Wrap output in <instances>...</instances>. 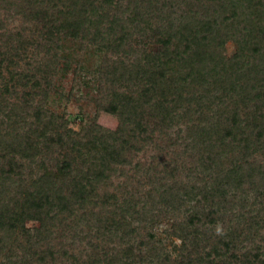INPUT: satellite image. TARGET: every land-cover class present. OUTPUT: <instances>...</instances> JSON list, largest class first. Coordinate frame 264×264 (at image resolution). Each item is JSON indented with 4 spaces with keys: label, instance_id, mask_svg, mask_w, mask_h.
<instances>
[{
    "label": "trees",
    "instance_id": "1",
    "mask_svg": "<svg viewBox=\"0 0 264 264\" xmlns=\"http://www.w3.org/2000/svg\"><path fill=\"white\" fill-rule=\"evenodd\" d=\"M150 24L159 45L137 50L130 36ZM63 37L113 56L97 94L99 108L120 112L115 130L76 132L48 109L68 59ZM229 41L237 50L227 58ZM180 124L198 147L179 152ZM173 127L165 142L177 154L140 175L132 155ZM185 156L189 183L179 180ZM122 169L138 189L159 191L171 215L136 217L128 188L110 189ZM94 209L98 237L113 234L106 243L123 248L90 245L88 264H264L255 242L264 223V0H0V264H53L40 244L57 223ZM158 229L180 241L175 255L154 241Z\"/></svg>",
    "mask_w": 264,
    "mask_h": 264
},
{
    "label": "rangeland",
    "instance_id": "2",
    "mask_svg": "<svg viewBox=\"0 0 264 264\" xmlns=\"http://www.w3.org/2000/svg\"><path fill=\"white\" fill-rule=\"evenodd\" d=\"M17 24L18 22L15 23V25ZM153 25L146 26L147 29L142 36H137V34H134L132 37L130 36V40L137 50L154 52V49L158 47L157 30ZM236 50L237 45L234 42L229 41L224 46V54L227 58H230ZM60 53L68 59H60L59 61L60 65L54 79V91L50 94L47 102L48 109L53 113L64 116L68 121L69 128L76 132L86 131V129H89L93 125H98L107 130H115L120 120V112L109 107L104 102L101 108H99L101 99L97 94L99 72L106 66V63L109 64L108 60L113 59L111 53L107 49H104L103 46L100 47L93 40L80 42L65 37L62 39ZM190 131L186 124L179 125V152L184 146L187 148L186 150L191 147H198L197 142L195 143L190 138L192 135ZM163 132L162 135H156L150 145L143 147L132 155L133 161L140 166V175H144L148 171L152 172L151 176L157 174L163 159L169 158L172 153L177 154L176 150L169 149L167 142H165L176 136L177 128L173 127ZM185 158L182 157L179 160L180 171L183 173L182 178L179 180L189 183V179L184 175L186 172H183L182 168L188 162L186 156ZM48 167L50 166L48 165ZM49 170L55 172L54 168H50ZM125 170L122 169L116 173V175H119V178L113 177L110 180V185L111 183L113 184L110 189L113 192H122L128 188V191L133 194V197L129 200L131 201V207L133 205L135 211L139 212L135 215L136 217L144 218L145 211L147 213L148 211H153L155 214L159 213L157 209L167 216L171 215L172 212L168 214L164 210V207L162 208L159 200V191L148 185H145L142 189H138L134 185L135 182L128 180L133 175V172L130 169ZM120 173L123 176H120ZM125 174L126 177L124 176ZM190 180H192L190 184L193 183V179ZM127 181L130 185L125 184ZM101 186V188L104 187L103 185ZM155 198L156 201H153ZM248 199L249 202H253L252 195ZM249 202V209L252 210L253 207ZM96 213V209L88 210L85 214L78 213L74 219L66 221L62 225L57 223L52 228L50 237L40 244L39 249L42 250V253L46 254V258L48 253L45 251L54 253L56 262L53 264H72V260L79 261L76 264H88L90 260V245L96 246L99 249L101 247L104 249V245H107L110 250L113 246H116L121 251L123 246H117L118 243L117 245L106 243L109 239L108 235L113 234L104 233L105 236H101L103 239L96 234L95 227L101 224V222L97 223ZM115 213H117L118 218L122 214L129 215L125 211H117ZM129 223L130 219L127 217L125 225L119 229H127ZM29 225H33V223H29ZM114 232H116V235H120L118 229H114ZM154 236V241H156L158 247H164L172 255H175L173 251L176 250V247L179 246L180 250V241L175 237L166 236L161 229L155 231ZM145 237L146 234L142 233L140 236H135L133 241L135 243V241L144 239ZM117 241V238L113 239L114 243ZM255 242L261 246L264 245V223H261L258 228ZM255 242L245 243L244 245L245 247H254ZM17 251H19L18 248Z\"/></svg>",
    "mask_w": 264,
    "mask_h": 264
}]
</instances>
